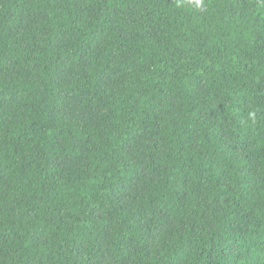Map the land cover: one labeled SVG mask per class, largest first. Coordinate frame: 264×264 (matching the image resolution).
Masks as SVG:
<instances>
[{"label": "trees", "instance_id": "obj_1", "mask_svg": "<svg viewBox=\"0 0 264 264\" xmlns=\"http://www.w3.org/2000/svg\"><path fill=\"white\" fill-rule=\"evenodd\" d=\"M0 264H264V0H0Z\"/></svg>", "mask_w": 264, "mask_h": 264}]
</instances>
